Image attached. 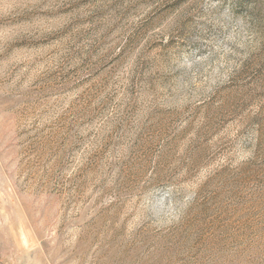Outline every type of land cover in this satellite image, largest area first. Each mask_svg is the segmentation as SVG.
<instances>
[{
  "label": "rangeland",
  "instance_id": "obj_1",
  "mask_svg": "<svg viewBox=\"0 0 264 264\" xmlns=\"http://www.w3.org/2000/svg\"><path fill=\"white\" fill-rule=\"evenodd\" d=\"M0 264H264V0H0Z\"/></svg>",
  "mask_w": 264,
  "mask_h": 264
}]
</instances>
